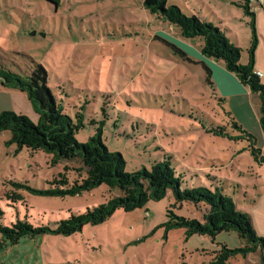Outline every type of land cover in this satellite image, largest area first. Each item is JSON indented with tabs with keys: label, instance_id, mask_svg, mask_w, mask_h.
I'll return each instance as SVG.
<instances>
[{
	"label": "rangeland",
	"instance_id": "1",
	"mask_svg": "<svg viewBox=\"0 0 264 264\" xmlns=\"http://www.w3.org/2000/svg\"><path fill=\"white\" fill-rule=\"evenodd\" d=\"M167 4L215 26H229L226 33L232 43L238 37L241 63H247L244 44L250 28L236 0ZM202 42L200 37L182 36L179 26L151 13L144 0H60L59 5L50 0H0V67L25 75L36 63L43 64L56 102L74 119L78 110L84 114L78 141H88L102 128L105 144L123 154L127 171L150 168L168 152L175 167L186 169L194 184L223 185L239 208L251 214L247 208L264 187V164L254 160L248 140L235 138L240 131L226 113L230 110L222 86L212 78L208 82L198 61L196 51ZM6 89L19 91L27 102L20 95H0V110L21 112L36 121L26 93ZM216 127H225L232 137L214 132ZM10 140V130L0 133L4 224L21 218L54 228L71 212H85L106 201V184L76 195L48 193L68 188L55 181L65 167L71 185L81 180L86 175L81 160L53 163L52 154L18 149ZM10 191L22 198L8 199ZM173 201L169 192L133 211L117 209L106 220L87 223L69 235L46 232L23 237L15 245L0 247V264H210L219 243L241 245L236 231H222L215 238L186 237L184 228L165 231L162 223ZM176 212L201 219L189 203ZM231 264H264V249L238 254Z\"/></svg>",
	"mask_w": 264,
	"mask_h": 264
},
{
	"label": "trees",
	"instance_id": "2",
	"mask_svg": "<svg viewBox=\"0 0 264 264\" xmlns=\"http://www.w3.org/2000/svg\"><path fill=\"white\" fill-rule=\"evenodd\" d=\"M59 5L60 0H50ZM253 0H238L236 4L242 7L246 23L251 30L250 44L246 48L248 61L241 63L243 49L231 42L226 29L215 26L206 18L193 14L191 16L182 12L176 5L168 6L167 0H144V5L160 19L179 26L185 38L203 39L201 53L216 60H222L227 70L233 72L239 80L249 86L251 91L259 98V120L264 131V82L255 70V50L259 42L256 28L255 13L250 4ZM175 51L189 61H194L187 53L176 45ZM208 82L211 80V70L201 62ZM0 82L5 87L15 88L25 92L32 108L38 115L33 120L27 114L13 110L0 111V133L11 131V140L17 144L18 149L26 147L35 152L38 150L52 154L53 163L61 159H80L86 170L81 180H75L71 185L67 171L59 172L57 183L68 186L66 189H52L47 191L53 194H81L83 190L92 191L95 187L106 184L107 199L85 212L74 213L57 222L56 227L49 225H34L28 219L18 218L10 225L2 221L4 211L0 207V247L12 246L21 241L23 237L35 236L46 232H56L69 235L81 230L87 223L98 224L106 220L117 209L133 211L144 207L150 200H161L169 192L174 201L167 209V220L162 223L165 231L173 228H184L186 237L192 234L215 236L222 231H236L241 245L230 248L226 243H219L221 248L213 250L210 264H231V259L238 254L246 255L258 248L264 249V236L256 233L251 214L239 208L234 198L225 193L223 185L211 188L205 185H196L191 180L188 171L177 169L173 164V156L164 152L163 158L154 161L150 168L127 171L126 160L121 152L112 151L102 138V128L91 136L88 141L80 142L76 132L84 126V114L79 110L75 119L65 112L63 106L56 102L53 91L49 85V75L45 66L36 63L29 74L22 75L11 69L0 67ZM83 109L85 105L81 106ZM105 111V108H103ZM106 113V112H105ZM234 128L240 131L235 138L249 141L248 149L255 161L264 164V147H258V139L248 132L242 124L231 118ZM214 132L227 135L225 127L212 128ZM209 178L214 176L207 174ZM15 184V183H14ZM16 185H19L16 183ZM114 189L120 191L114 194ZM7 198L13 201L21 199L22 195L10 191ZM189 203L200 212L201 219L180 215L176 209Z\"/></svg>",
	"mask_w": 264,
	"mask_h": 264
},
{
	"label": "crops",
	"instance_id": "3",
	"mask_svg": "<svg viewBox=\"0 0 264 264\" xmlns=\"http://www.w3.org/2000/svg\"><path fill=\"white\" fill-rule=\"evenodd\" d=\"M250 8L255 13L256 28L259 36V42L255 50V70L259 73L262 81L264 82V0H253L250 4ZM219 20H221V18H219ZM223 29L231 31L229 26L224 27ZM250 38L251 30L245 33V49L250 44ZM235 39L234 44L241 47L238 37H235ZM201 45L199 46L200 52L196 51V54L199 56L197 57L198 61L205 63L210 68L212 74L211 78L216 85L218 83L221 84L222 93L226 97L224 99L225 101H223L230 110L229 112H226L227 115L230 119L234 118L238 123L242 124L248 132L255 135L258 139V147L263 148L264 131L259 120L258 95L253 93L249 86L243 84L233 72L227 70L222 60H216L214 58L204 56L201 53ZM0 87L2 88L0 95L16 94L22 96L25 101L27 100L26 97L19 91L6 89L1 82ZM251 204V208L247 209L251 212L253 225L255 226L257 233L264 235V187H260L257 198H255Z\"/></svg>",
	"mask_w": 264,
	"mask_h": 264
},
{
	"label": "water",
	"instance_id": "4",
	"mask_svg": "<svg viewBox=\"0 0 264 264\" xmlns=\"http://www.w3.org/2000/svg\"><path fill=\"white\" fill-rule=\"evenodd\" d=\"M33 34L35 33V32H32Z\"/></svg>",
	"mask_w": 264,
	"mask_h": 264
}]
</instances>
